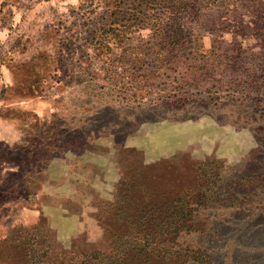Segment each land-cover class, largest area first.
<instances>
[{"label": "rangeland", "instance_id": "rangeland-1", "mask_svg": "<svg viewBox=\"0 0 264 264\" xmlns=\"http://www.w3.org/2000/svg\"><path fill=\"white\" fill-rule=\"evenodd\" d=\"M260 8L0 0V264H264Z\"/></svg>", "mask_w": 264, "mask_h": 264}, {"label": "trees", "instance_id": "trees-1", "mask_svg": "<svg viewBox=\"0 0 264 264\" xmlns=\"http://www.w3.org/2000/svg\"><path fill=\"white\" fill-rule=\"evenodd\" d=\"M196 3L194 5H189L187 4L186 2H181L180 4H174L172 6H170V9H171V13H170V18L171 19H174L173 21L176 20L177 16L182 13L183 11L187 10L190 6L195 7ZM261 10V13L259 14V20H258V24L261 25V21L263 19H261L264 11H263V8H260ZM260 21V22H259ZM115 29H111V31H113ZM183 31V30H181ZM173 32V31H172ZM262 37L264 36V34H261ZM109 37L107 36H102V38L100 40H98L99 42V45H100V50L103 51V49H105V52H107V50L110 48L108 46V42L110 40H108ZM183 39V37L181 38ZM199 51V48H196L194 46V48L191 49L190 53H197ZM111 68H106V73L109 74L111 73ZM255 89L257 91L261 90L264 88V80L262 81V79H258L256 84H255ZM205 164L204 162H201L200 165H199V168H200V176L202 177L204 175V167H205ZM203 179V178H202ZM201 179V180H202ZM204 180V179H203ZM202 186V183L200 184L199 187H190V188H186V189H183L181 192H178L177 194H175V196H170L169 197V194L165 193L164 191H161L158 196H157V201H160V202H152L151 204H157L158 205V209H160L161 207H163L165 205L166 202H169L171 200H173V203H177V202H180L183 198H190V195H192L193 193H195L200 187ZM157 206H153V205H150L149 206V209L150 210H154Z\"/></svg>", "mask_w": 264, "mask_h": 264}]
</instances>
